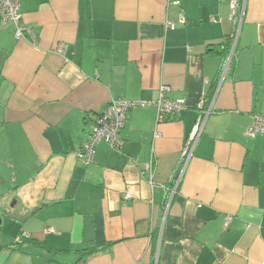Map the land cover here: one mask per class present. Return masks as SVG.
Instances as JSON below:
<instances>
[{"label":"crops","instance_id":"crops-1","mask_svg":"<svg viewBox=\"0 0 264 264\" xmlns=\"http://www.w3.org/2000/svg\"><path fill=\"white\" fill-rule=\"evenodd\" d=\"M20 13L37 43L0 27V264H264V137L246 135L264 113V0H20ZM162 86L178 115L157 125L133 108L120 151L77 158L110 103ZM200 101L210 114L180 174Z\"/></svg>","mask_w":264,"mask_h":264},{"label":"built area","instance_id":"built-area-1","mask_svg":"<svg viewBox=\"0 0 264 264\" xmlns=\"http://www.w3.org/2000/svg\"><path fill=\"white\" fill-rule=\"evenodd\" d=\"M178 5L179 2L176 1ZM184 20L179 19L178 25H183ZM12 26L14 28V38L16 40L27 39L33 45L37 43V37L31 28L24 24L20 13V0H0V27ZM174 29L177 24H169ZM170 88L162 86L159 90V96L154 101L149 102H132L126 100H118L110 103L105 111L100 114L88 135L87 141L82 144L76 152L77 158L85 165L93 162L95 147L103 142L115 151L123 148L124 142L121 138V131L124 128L127 113L136 107H152L156 111V124L159 125L178 115L184 109L183 100H172L167 97ZM198 117L194 124L192 133L184 145L181 153L180 174L185 169L187 163L193 155L194 147L201 136L206 120L210 114V109L204 107V101H200L197 106ZM246 135L249 138L256 136L264 137V113H255L252 116L251 123L246 129ZM159 133L155 132L154 137L159 138ZM152 161L145 166V171L150 174L152 181ZM177 185V184H176ZM134 197L130 192L124 193L123 200L128 201ZM230 222V218H226L225 226ZM28 238L27 234H21L15 238V244H21L24 239Z\"/></svg>","mask_w":264,"mask_h":264},{"label":"trees","instance_id":"trees-1","mask_svg":"<svg viewBox=\"0 0 264 264\" xmlns=\"http://www.w3.org/2000/svg\"><path fill=\"white\" fill-rule=\"evenodd\" d=\"M224 45H227V44H224ZM225 47L227 48V46H225ZM93 253H94V251H87V252L82 253V256L83 255L87 256V255H90V254H93Z\"/></svg>","mask_w":264,"mask_h":264}]
</instances>
